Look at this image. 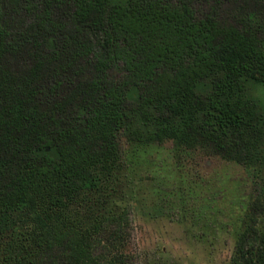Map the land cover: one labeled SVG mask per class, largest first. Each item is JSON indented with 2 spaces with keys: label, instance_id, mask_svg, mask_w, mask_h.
Wrapping results in <instances>:
<instances>
[{
  "label": "trees",
  "instance_id": "16d2710c",
  "mask_svg": "<svg viewBox=\"0 0 264 264\" xmlns=\"http://www.w3.org/2000/svg\"><path fill=\"white\" fill-rule=\"evenodd\" d=\"M264 0H0V264H143L89 208L124 142L253 167L230 264H264Z\"/></svg>",
  "mask_w": 264,
  "mask_h": 264
},
{
  "label": "rangeland",
  "instance_id": "374dc122",
  "mask_svg": "<svg viewBox=\"0 0 264 264\" xmlns=\"http://www.w3.org/2000/svg\"><path fill=\"white\" fill-rule=\"evenodd\" d=\"M253 94L264 102V87ZM126 168L89 208L132 207V250L143 264H230L258 181L253 167L172 143L124 142Z\"/></svg>",
  "mask_w": 264,
  "mask_h": 264
}]
</instances>
